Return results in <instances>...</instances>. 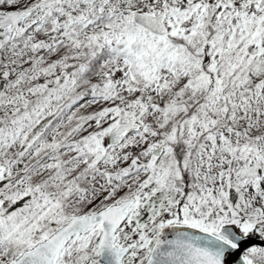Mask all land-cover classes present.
<instances>
[{
    "label": "snow or ice",
    "instance_id": "1",
    "mask_svg": "<svg viewBox=\"0 0 264 264\" xmlns=\"http://www.w3.org/2000/svg\"><path fill=\"white\" fill-rule=\"evenodd\" d=\"M0 264H264V0H0Z\"/></svg>",
    "mask_w": 264,
    "mask_h": 264
}]
</instances>
